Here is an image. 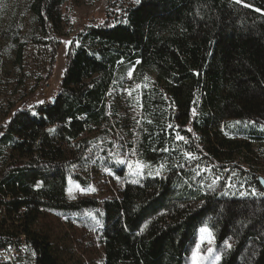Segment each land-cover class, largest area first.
<instances>
[{
    "label": "trees",
    "instance_id": "trees-1",
    "mask_svg": "<svg viewBox=\"0 0 264 264\" xmlns=\"http://www.w3.org/2000/svg\"><path fill=\"white\" fill-rule=\"evenodd\" d=\"M65 2L27 3L35 30L50 37L47 79L58 45L51 34L62 28ZM12 34L8 28L0 38L8 41ZM23 44L15 49L19 67ZM127 83L141 84L132 146L146 175L103 204L97 235L104 264H184L203 226L217 245L233 241L217 264H264L259 175L238 167L255 194H225L222 183L206 191L187 184L192 165L184 156L230 167L236 157L254 163L243 152L250 143L224 136L221 124H264V0H122L119 11L77 31L53 97L31 106L8 103L2 112L0 210L4 206L7 213L0 215V231L26 235L28 264H69L54 256L35 226L44 210L97 208L94 200L67 198V172L90 146L87 134L109 124L111 87ZM176 135L187 140L182 147ZM255 138L264 142L250 139ZM159 165L162 175L151 174Z\"/></svg>",
    "mask_w": 264,
    "mask_h": 264
},
{
    "label": "rangeland",
    "instance_id": "rangeland-1",
    "mask_svg": "<svg viewBox=\"0 0 264 264\" xmlns=\"http://www.w3.org/2000/svg\"><path fill=\"white\" fill-rule=\"evenodd\" d=\"M121 1L66 0L61 6L65 19L62 28L51 34L58 45L55 65L47 79L50 37H42L35 30L27 10L28 0H0V32L8 28L13 30L10 40L3 41L0 38V122L8 103L17 107L50 100L57 90L66 52L74 34L85 26L99 24L109 12L119 11ZM33 37L40 42L31 43L30 38ZM19 43H24L21 67L14 62L15 49ZM140 85L127 83L111 87L106 96L109 124L87 134L90 146L81 162L72 165L67 172V198L71 201L94 200L97 208L79 212L44 210L35 226L36 230L41 229L47 237L54 256L61 261L69 264H104L103 247L97 235V229L102 227L103 204L118 199L126 183H141L146 175L144 165L136 158L132 146L135 128L140 120ZM221 131L224 136L249 142L250 151L244 148L243 152L253 157L254 163L236 157L230 167V162L198 160V156L184 152L188 163L192 165L191 180L187 184H197L207 191L222 183L221 188L225 194L237 193L242 196L255 193L254 189L246 185L249 179L247 174L242 173L238 167L253 170L264 178V142L257 141V138L250 139L264 137V124L229 119L221 124ZM179 137L176 135L178 146L182 147L187 140ZM216 164L224 166L218 168ZM150 172L160 176L163 173L162 166L154 167ZM75 175L80 180L75 179ZM81 180L86 184L82 185ZM92 188L96 190L91 191ZM202 228L207 227L196 230L184 264H193L192 253L197 244L200 245V254L208 255L207 250L213 249L203 264H217L224 252L233 245L231 239L217 245L212 231L207 228L210 234L201 232ZM216 256L220 259L216 260Z\"/></svg>",
    "mask_w": 264,
    "mask_h": 264
},
{
    "label": "built area",
    "instance_id": "built-area-1",
    "mask_svg": "<svg viewBox=\"0 0 264 264\" xmlns=\"http://www.w3.org/2000/svg\"><path fill=\"white\" fill-rule=\"evenodd\" d=\"M3 166L0 163V173ZM1 217L6 216L4 206L1 207ZM25 211L24 207L19 209L20 213ZM10 223V220H7ZM18 224L15 222V225ZM28 242L26 235L22 232H4L0 231V264H28L27 263Z\"/></svg>",
    "mask_w": 264,
    "mask_h": 264
},
{
    "label": "snow or ice",
    "instance_id": "snow-or-ice-1",
    "mask_svg": "<svg viewBox=\"0 0 264 264\" xmlns=\"http://www.w3.org/2000/svg\"><path fill=\"white\" fill-rule=\"evenodd\" d=\"M237 2H241V0H237ZM135 3L136 4H140L141 3V0H135ZM259 11V9H257ZM180 139H183L182 137H179ZM140 166L138 165V168ZM137 174H139V172H137ZM39 187V185H37ZM96 189L95 188H92L91 191H95ZM83 191V190H82ZM255 194V193H254ZM74 198V197H73ZM201 232H208L210 234V230L207 229V228H202L201 229ZM230 247V245H229ZM199 248H200V245L197 244L196 246V249L193 250V253H192V260H193V264H203V262L209 258V256L213 253V249L212 248H209L207 250V253L208 255H204V254H200L199 253ZM216 260H219L220 257L219 256H216L215 257Z\"/></svg>",
    "mask_w": 264,
    "mask_h": 264
},
{
    "label": "water",
    "instance_id": "water-1",
    "mask_svg": "<svg viewBox=\"0 0 264 264\" xmlns=\"http://www.w3.org/2000/svg\"><path fill=\"white\" fill-rule=\"evenodd\" d=\"M258 181H259L261 187L264 189V178L262 176H259Z\"/></svg>",
    "mask_w": 264,
    "mask_h": 264
}]
</instances>
